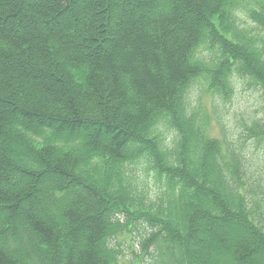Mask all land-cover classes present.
Returning <instances> with one entry per match:
<instances>
[{
	"label": "trees",
	"instance_id": "1",
	"mask_svg": "<svg viewBox=\"0 0 264 264\" xmlns=\"http://www.w3.org/2000/svg\"><path fill=\"white\" fill-rule=\"evenodd\" d=\"M33 1L0 0V181L11 172L30 188L0 190L13 229H0V264H111L122 243L135 264H207L178 241L192 215H176L178 223L169 215L193 206L182 189L195 187L223 212L226 203L204 187L227 189L234 215L264 250V0L116 1L119 16L108 21L99 11L97 23L83 24L77 8L104 10L103 0H73L71 13L70 0ZM68 13L70 26H28ZM213 123L219 138L207 134ZM48 173L64 182L47 189L45 220L22 215L21 199L30 212L43 202L35 188ZM115 175L120 186L108 189ZM71 184L80 189L74 199ZM107 201L118 210L106 214ZM206 212L218 217L212 206ZM20 217L26 229L15 235ZM30 236L48 248L46 262L32 250L14 259ZM224 246L215 250L222 264H252L243 241Z\"/></svg>",
	"mask_w": 264,
	"mask_h": 264
},
{
	"label": "rangeland",
	"instance_id": "2",
	"mask_svg": "<svg viewBox=\"0 0 264 264\" xmlns=\"http://www.w3.org/2000/svg\"><path fill=\"white\" fill-rule=\"evenodd\" d=\"M76 1V0H75ZM88 1V0H87ZM106 3V7L104 10H96L97 8H94L91 3H87L86 5H84L83 8L78 7L77 10L79 11V16L81 18V22L86 23V22H93V23H97V20L99 19V16L93 17L95 14L100 13L99 11H102L101 16L103 14H107V20L109 21V19L113 16V17H117L119 16L118 14L121 13V9L119 8L118 10L116 8H113L114 5H116V1H128V0H103ZM138 0H129L128 3L129 6L131 5L132 7L136 6V2ZM22 2H24L26 4V6H31L34 5L33 0H22ZM73 0L69 2L68 7H70V13L72 11V4ZM163 3V2H162ZM119 5V4H117ZM163 4H158L157 6V10L159 13H166ZM94 9H92V8ZM59 14V13H58ZM68 14L64 15L60 14V16H56L55 19L51 18L50 25L47 22V20H41V19H30L29 25L28 26H64L65 23L67 22L68 19ZM100 16V17H101ZM61 17V18H60ZM63 17V18H62ZM86 21V22H85ZM47 22V23H45ZM78 25V22H77ZM76 25V26H77ZM65 26H70V25H65ZM238 57V55H237ZM70 75L72 76L73 80L75 81V79H77L76 77L77 72H73V71H69ZM243 93V92H242ZM245 96L249 95L250 93L247 91L246 93H243ZM207 98V97H205ZM205 104L208 105V98L205 100ZM22 121H25L24 118H22ZM192 125V128L194 130H196V125L197 122L195 121H191L190 122ZM56 125V124H55ZM183 131L185 130V128H183ZM207 134L209 135V137L211 138H219V129L217 127L216 124H209L207 129ZM66 132V131H65ZM80 133V132H77ZM79 135V134H78ZM192 137V135H191ZM193 143L197 144V137L193 136ZM19 151H22V148H18ZM25 150V149H24ZM26 151V150H25ZM8 159L10 160V162L13 164L14 168L16 167V165H18L17 161L21 163V157L20 155L14 153V154H10L8 156ZM170 161L169 159L167 160V162ZM140 162L139 159H136L134 161L133 164H135L134 166H136L138 163ZM16 169V168H15ZM40 172H44L43 167L42 169H39ZM215 176V171L213 169L212 166H210L209 169H207V174L206 177H208L209 181H211V179H213V177ZM118 176H113V180L111 181V183L109 184V186H107L108 189H115L118 188L120 186V182L119 179L117 178ZM182 177V176H181ZM2 178V177H1ZM199 179V178H198ZM39 183L37 185V187L35 188V194L34 196H37L39 200H43V202L40 201L39 205H37V207H35L34 210H32L31 212L29 211L30 209V202L29 201H24L23 199H21V203L19 205L20 207V211L21 214H30L31 216H33L36 219L42 220L44 221L46 218V212H48V200L47 199V189L50 188L51 185L53 184H57V183H63V179L58 178L57 175L55 173H48L46 176H42L41 179H39ZM4 181L3 185H1V182ZM2 181H0V190L6 195H12L13 193H23V192H28L30 188H28V185L26 183H20V184H15L13 183V179H12V175L11 172L8 175V178L3 177ZM12 186V187H10ZM124 187V186H122ZM13 188V189H11ZM206 190H212V191H207L208 192H212L218 200L222 201L225 205L226 203V207H227V212H223L222 210H220L221 208L219 207L218 204H216L214 201L215 197L209 196V195H205V196H209V197H204L203 199H200V195H203L201 193V189H197L195 188H191V189H185L183 188V197L182 200L185 199L184 194H187L188 192H191L190 195L193 197H196V201L193 204L192 207L188 209H182L179 207L178 211L176 213L174 212H170L169 215L172 219V221L174 223H178V221L176 220L178 217L181 218V214L185 213L187 215H192L191 218H193V224L192 222L188 225H186L185 222H181V226L183 227V229L185 230V237L178 239V241L180 242V244L182 246H184L185 248H187L188 250H190L189 248H193L196 250H199L201 253L199 254V258L201 263L203 262H207V264H222V257L223 255L220 254V252H215V250H219L220 251V247L224 246L225 250L229 251H233L232 246L234 247V244L237 243L238 241H243L246 245L249 246V248L252 250V254L250 257V261L252 264H261V262H264V250H261V248H259V242H257L255 240V238L247 231L246 227L242 224V222L237 218V216H235V212H236V208L234 207V205L232 204L231 201L228 200V191L227 189H225L224 187H213V188H205ZM68 190L70 191L69 196L70 198L74 199L77 197V195L80 194V189L79 188H75V186H73L72 184L70 185V188H68ZM29 193V192H28ZM30 193L32 194L31 190ZM129 195L133 196V194L131 193V191L127 192ZM46 198V199H45ZM106 214L113 210H118L116 209V202H115V207L112 206V204H110L108 201L106 202ZM209 206H212L215 208V210L218 212V217L215 218L213 217L215 220H210L208 218H205L206 214H207V209L209 208ZM115 208V209H114ZM8 208H6V206L4 204L0 205V229L3 230L4 233H10V231H12L13 229L11 228V224H7L9 222V220H11V217H8ZM109 211V212H108ZM30 212V213H29ZM103 213V212H102ZM205 214V215H204ZM231 214V216H230ZM176 215H178V217H176ZM169 217V216H168ZM168 217H166V219H168ZM109 219H111L109 217ZM54 221H58V216L53 217ZM13 222V220L11 221ZM15 225L17 226V230H18V234L15 235H20L22 231H25L26 229V218L24 217H20L17 220H14ZM188 224V223H187ZM194 226V229H196V231L194 232V229L192 227H190V225ZM139 225L141 227H143L142 222H139ZM188 226V227H187ZM196 227V228H195ZM193 229V230H192ZM194 232V235H193ZM11 234V233H10ZM170 239H173L172 242H177V239H175L174 237L171 238L170 236H168ZM124 238V235L118 236L115 241L117 242H121V240ZM167 238V236H166ZM190 239V241H189ZM192 239V240H191ZM222 244V245H221ZM106 239L103 240L101 246L100 243L98 244V251L99 253L103 252L105 255L106 249L104 248V246H106ZM112 246H116L114 244V241L111 242ZM117 248L119 249L117 252L121 254L120 257L117 258L116 262L111 263V264H135L138 259L134 256L131 255L130 253V249H127L125 244H121L119 246H117ZM259 249V251L257 250ZM30 251L32 250L33 252L36 253H40L41 256H43V259L48 260V256H49V251L47 247L41 246L39 245V241L30 236L28 241H27V245H24V251H14V253L17 254H13L14 259L16 261H20L22 260V258H24V254L26 251ZM257 252V253H256ZM103 256V255H102Z\"/></svg>",
	"mask_w": 264,
	"mask_h": 264
},
{
	"label": "bare ground",
	"instance_id": "3",
	"mask_svg": "<svg viewBox=\"0 0 264 264\" xmlns=\"http://www.w3.org/2000/svg\"><path fill=\"white\" fill-rule=\"evenodd\" d=\"M66 182V181H65ZM64 190V189H63Z\"/></svg>",
	"mask_w": 264,
	"mask_h": 264
}]
</instances>
